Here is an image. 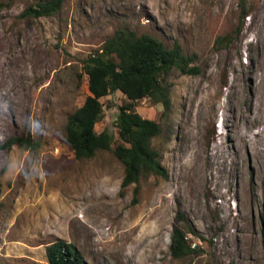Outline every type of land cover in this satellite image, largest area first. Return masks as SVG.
I'll return each mask as SVG.
<instances>
[{
	"label": "rangeland",
	"instance_id": "1",
	"mask_svg": "<svg viewBox=\"0 0 264 264\" xmlns=\"http://www.w3.org/2000/svg\"><path fill=\"white\" fill-rule=\"evenodd\" d=\"M0 264H47L53 240L88 264H264V0H64L37 18L38 0H0ZM116 29L177 42L197 74L171 71V108L145 97L166 178L121 186L110 150L78 160L65 120L89 94L84 59ZM95 125L118 140L119 90ZM31 134L35 150L2 144ZM174 226L186 256L172 257Z\"/></svg>",
	"mask_w": 264,
	"mask_h": 264
},
{
	"label": "trees",
	"instance_id": "2",
	"mask_svg": "<svg viewBox=\"0 0 264 264\" xmlns=\"http://www.w3.org/2000/svg\"><path fill=\"white\" fill-rule=\"evenodd\" d=\"M64 0H38L28 5L21 16L37 18L56 13ZM4 3L0 1V8ZM192 57L183 53L174 42L167 47L158 38L116 29L102 46L84 59L89 94L83 103L69 113L65 120L66 140L78 160L91 159L99 150H110L123 164L121 186L134 184L133 201L139 192L141 178L156 175L168 176L161 163V154L152 143L161 132L158 122L142 117L136 110V101L150 97L163 105V113L171 108L170 92L165 85L167 75L177 70L182 74H197L198 67L191 64ZM116 90L121 91L127 102L119 107L116 117L118 140L106 129L97 132L95 125L104 117L101 97ZM18 145L35 150L39 140L30 133L12 136L2 144L4 147ZM194 230L174 226L169 250L174 258L186 256L193 251L187 233ZM47 264H88L77 247L69 241L56 239L45 248Z\"/></svg>",
	"mask_w": 264,
	"mask_h": 264
}]
</instances>
